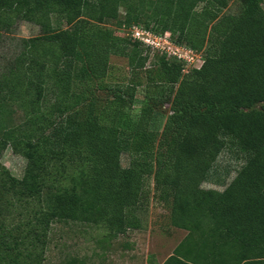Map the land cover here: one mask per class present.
Segmentation results:
<instances>
[{"label": "trees", "instance_id": "trees-1", "mask_svg": "<svg viewBox=\"0 0 264 264\" xmlns=\"http://www.w3.org/2000/svg\"><path fill=\"white\" fill-rule=\"evenodd\" d=\"M232 1L0 0V40L20 22L41 31L0 66V107L24 112L2 132L0 161L9 146L27 161L21 179L0 162V264H43L57 224L112 238L138 229L133 214L149 178L171 225L187 231L162 264H264V0H239L238 13L227 14ZM106 22L169 34L206 57L188 71L178 58L112 37L100 27ZM143 48L160 54L148 80L165 86L172 106L160 132L154 106L145 102L137 118L128 112L137 84L118 87L104 105L75 91L104 80L112 55L144 70ZM229 145L247 163L223 192L204 189ZM17 211L24 221L9 224Z\"/></svg>", "mask_w": 264, "mask_h": 264}, {"label": "rangeland", "instance_id": "rangeland-1", "mask_svg": "<svg viewBox=\"0 0 264 264\" xmlns=\"http://www.w3.org/2000/svg\"><path fill=\"white\" fill-rule=\"evenodd\" d=\"M239 8V0H233L225 12L236 14ZM124 17L125 10L121 9L120 18ZM62 27L67 26L62 24ZM100 27L112 37L134 43L132 28H117L109 22ZM40 34L37 26L26 22L18 23L12 33H5L0 40V66H5L22 52V40L36 38ZM142 53L143 56L149 54L150 58L144 70L134 72L129 68L126 58L112 55L109 59L108 75L104 80L88 84L77 83L75 91L83 94L86 99H98L99 105H104L113 99L118 87L137 84L138 93L128 112L137 118L145 102L154 106L157 116L153 120L152 129L160 132L164 129L167 117L172 114V106L166 102L165 86L149 84L148 80L150 74L155 76L157 66L154 63L160 54L145 48ZM194 54L196 56L193 58V65L188 67V71L195 66L200 68L206 57L205 51ZM23 121L24 112L17 104L7 103L3 108L0 107V138L4 129L15 128ZM130 160L129 155L124 154L121 159L123 167H129ZM247 160L246 154L229 145L217 159L211 180L204 183L203 188L223 192ZM0 162L14 177L21 179L24 176L27 161L16 154L11 146L4 151ZM146 189L148 192L144 204L134 210L133 214L139 221L138 229L112 238L105 229L89 225L72 222L54 225L47 238L43 264H147L149 257L162 264L185 238L187 231L171 225L169 209L155 199L152 178L146 182ZM17 213L18 211L9 217V224L15 225L24 221Z\"/></svg>", "mask_w": 264, "mask_h": 264}, {"label": "built area", "instance_id": "built-area-1", "mask_svg": "<svg viewBox=\"0 0 264 264\" xmlns=\"http://www.w3.org/2000/svg\"><path fill=\"white\" fill-rule=\"evenodd\" d=\"M132 38L135 41L143 44L146 48L157 50L161 53L167 54L169 57L178 58L187 63L188 67L192 66L193 58L196 56L193 51L175 45L170 40V35L158 37L141 27H132Z\"/></svg>", "mask_w": 264, "mask_h": 264}]
</instances>
